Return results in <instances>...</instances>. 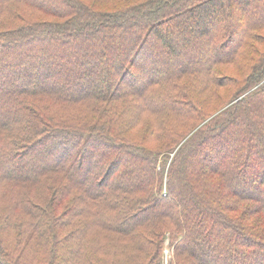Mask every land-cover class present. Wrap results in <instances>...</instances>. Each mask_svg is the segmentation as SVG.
<instances>
[{
	"label": "trees",
	"instance_id": "1",
	"mask_svg": "<svg viewBox=\"0 0 264 264\" xmlns=\"http://www.w3.org/2000/svg\"><path fill=\"white\" fill-rule=\"evenodd\" d=\"M166 232L264 264V0H0V264H164Z\"/></svg>",
	"mask_w": 264,
	"mask_h": 264
},
{
	"label": "rangeland",
	"instance_id": "2",
	"mask_svg": "<svg viewBox=\"0 0 264 264\" xmlns=\"http://www.w3.org/2000/svg\"><path fill=\"white\" fill-rule=\"evenodd\" d=\"M129 41H131V37H127V38H125L123 41H122V43L124 44V45H127L128 43H130ZM194 45H196V46H199V43H198V41H196L195 43H194ZM202 46V44L200 45V47ZM66 47H68V46H66ZM82 47V46H81ZM69 48H67V50H68ZM82 48H80V50H81ZM118 50H119V48L118 49H113V51H114V53H116V52H118ZM84 52V51H83ZM123 52H124V54L125 55H123V56H121L120 58L118 57V55H117V58H115V59H113L112 58V60H111V65L113 66V69H118L117 68V66H116V62L117 61H120V59L122 58V57H124V56H126L127 55V49H125V48H123ZM90 53H88V52H85V55L87 56V55H89ZM157 54V53H156ZM179 54V53H178ZM110 55L112 56L113 54H112V50H111V53H110ZM209 55L210 54H208L207 52H204V51H202L201 50V52L198 54V55H194V56H191L190 55V52H188V51H186V52H183V50L182 51H180V55H177V56H171L170 58H168L169 59V61L167 60V58H164V56L163 57H161L163 60H165L166 62H167V64L169 65V64H171L172 65V67H179V66H181L182 65V63H185V62H197V60H207L208 58L207 57H209ZM212 55V54H211ZM60 60L62 61V59L60 58ZM44 61L45 62H52V61H54V58H45L44 59ZM29 62H31L32 64H29L28 66H34V65H38V64H40V61H39V59L37 58V56L35 57V59H33L32 61H29ZM59 62V61H58ZM63 63L64 62H66V59L65 60H63L62 61ZM145 62V59H144V57H142V62L141 63H144ZM97 64H98V61H93L92 63H90L89 65H91V67L92 68H94V65H95V67L97 66ZM241 64V63H240ZM233 65H235L236 66V63L235 64H233ZM245 68L243 69V72L239 75V76H241V75H243V73H247V69H248V67L246 66V64L245 65H243ZM166 67V66H165ZM247 67V68H246ZM88 68V67H87ZM97 68V67H96ZM222 69L226 72V73H233V72H235V70H236V67H234V66H226V67H222ZM237 71V70H236ZM67 74H69V73H67ZM67 74H65V75H67ZM68 76V75H67ZM133 78H131V77H127V81H131ZM75 80H73L72 82H74ZM65 83H67L68 84V79L65 81ZM230 90L231 91H234V87H231L230 88ZM220 93L224 96V97H222V98H220V100H221V103L219 102V101H217L215 98H210V105L211 106H208V112H212L213 111V113L214 112H216L217 111V108L219 107V109L222 107V105H223V102H226L227 101V99H228V97L230 96V94H232L230 91L228 92V93H225V90L224 89H220ZM209 96V93H207V92H203L201 95H200V97H204V98H207ZM225 105H227V104H225ZM145 115V114H144ZM150 115V116H149ZM153 119H154V115H152V114H148V115H145L144 116V118H143V121L138 125V126H136V128L134 129H132V130H130V132H129V136L131 137V138H135V139H138L139 141L140 140H142V135H143V132L145 131V129L147 128V124H150V123H152V121H153ZM201 124L199 123V124H197L195 127H193V128H191V129H188V133L180 140V142L171 150V152L169 151L167 154H168V158H167V160H164L161 156L163 155V154H166V152H164V153H160L161 155L158 157V161H157V167L159 166H161V167H163L164 168V179H163V189H164V187H165V181L167 180V175H166V172H167V169H168V166H169V164H170V161L172 160V158L174 157V154H175V152H176V150L178 149V147L183 143V141L184 140H186L199 126H200ZM147 144L149 145V146H154V145H158L159 144V141H157V140H155L154 138H152V137H150L149 138V140H148V142H147ZM210 150H209V148H206V149H204L203 150V152H202V154H206V152L208 153ZM42 152V151H41ZM40 152V153H41ZM41 158H43L44 159V157L43 156H41ZM165 162V163H164ZM166 235L168 236V232H166L165 233V237H166ZM165 248H167V249H169V253H168V257L166 258V255H164L165 254V252H164V249ZM172 255H173V250L171 249V247H170V244H169V241H168V238L166 237V239H165V241H164V246H163V249H162V256H163V262H164V264H168V261L170 260V258L172 257Z\"/></svg>",
	"mask_w": 264,
	"mask_h": 264
},
{
	"label": "built area",
	"instance_id": "3",
	"mask_svg": "<svg viewBox=\"0 0 264 264\" xmlns=\"http://www.w3.org/2000/svg\"><path fill=\"white\" fill-rule=\"evenodd\" d=\"M164 252H165L164 255H166V258H167V257H168V253H169V249L165 248V249H164Z\"/></svg>",
	"mask_w": 264,
	"mask_h": 264
}]
</instances>
